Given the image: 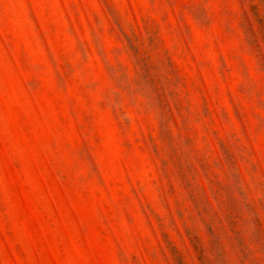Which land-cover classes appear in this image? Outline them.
<instances>
[{
  "label": "rangeland",
  "instance_id": "rangeland-1",
  "mask_svg": "<svg viewBox=\"0 0 264 264\" xmlns=\"http://www.w3.org/2000/svg\"><path fill=\"white\" fill-rule=\"evenodd\" d=\"M0 264H264V0H0Z\"/></svg>",
  "mask_w": 264,
  "mask_h": 264
}]
</instances>
